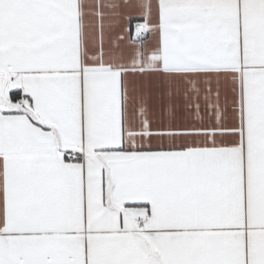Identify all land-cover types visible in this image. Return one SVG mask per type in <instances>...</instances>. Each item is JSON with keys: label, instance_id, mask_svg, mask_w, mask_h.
<instances>
[{"label": "snow or ice", "instance_id": "1", "mask_svg": "<svg viewBox=\"0 0 264 264\" xmlns=\"http://www.w3.org/2000/svg\"><path fill=\"white\" fill-rule=\"evenodd\" d=\"M0 264H264V0H0Z\"/></svg>", "mask_w": 264, "mask_h": 264}]
</instances>
